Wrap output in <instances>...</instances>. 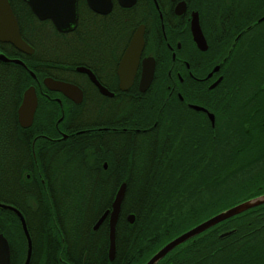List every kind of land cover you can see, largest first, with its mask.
Here are the masks:
<instances>
[{
    "label": "trees",
    "instance_id": "1",
    "mask_svg": "<svg viewBox=\"0 0 264 264\" xmlns=\"http://www.w3.org/2000/svg\"><path fill=\"white\" fill-rule=\"evenodd\" d=\"M9 3L21 37L34 52L24 55L9 44H0V50L7 56L22 59L26 66L0 60V201L22 213L33 249H52L54 256L58 249L62 261L77 262L82 256L85 261L88 257L101 261L104 253L98 249H106L108 228L106 223L96 230L92 226L110 209L115 185L122 181L127 186L115 227V249L122 252L117 251L113 263L143 264L178 234L238 202L264 193V166L252 179L247 156L233 152L216 158L204 157L200 155L203 143L199 141L189 142L182 154L172 155L164 149L153 157L120 153L119 120L125 112L131 118L166 120L162 104L168 97L161 63L156 70L155 97H142L138 106L125 109L118 96L112 100L107 126L115 127L113 131L94 128L60 145L51 142L43 136H52L54 108L45 120H39L44 101L40 97L32 124L21 128L16 111L23 91L30 85L36 86L45 71L57 74L54 69L58 66L57 55L44 52L42 46L57 41L58 32L49 20L37 19L24 0ZM66 38L63 41L70 44V38ZM67 49L65 57L69 59L71 46ZM68 63L72 66L71 61ZM28 70L34 72L36 79ZM238 144L240 152L247 150L245 139ZM260 152L254 151L255 160ZM103 162L107 165L105 170ZM204 194L206 198H202ZM128 213L134 215L133 223L124 219ZM231 229L234 232L229 236L217 237L218 233ZM0 233L9 249H20L23 254L24 237L12 212L0 209ZM167 262L264 264V204L187 240L159 264Z\"/></svg>",
    "mask_w": 264,
    "mask_h": 264
},
{
    "label": "flooded vegetation",
    "instance_id": "2",
    "mask_svg": "<svg viewBox=\"0 0 264 264\" xmlns=\"http://www.w3.org/2000/svg\"><path fill=\"white\" fill-rule=\"evenodd\" d=\"M109 1V11L99 13L86 0H76L73 28L62 32L54 28L58 32V47L60 43L63 48L71 46L73 50L69 59L58 55L56 75L45 71L36 86L33 85L37 101L40 97L57 105L53 110L58 115L52 119V136L43 137L60 145L94 128L106 132L115 130L107 126L112 100L118 96L125 109L138 106L142 97H155L156 70L161 63L168 97L162 104L166 120L131 118L124 111V117L119 120L120 153L138 158L156 156L159 149L160 152L168 150L172 155L182 154L186 153L189 142L199 141L203 143L199 151L204 157L216 158L233 152L247 156V169L254 179L255 173L264 166V0H134L129 6L121 5L119 0ZM178 4H182L179 13L176 12ZM193 18L197 19L203 37L201 48L191 32ZM137 30L141 31L142 47L131 82L122 90L119 62ZM65 38H70V44L63 41ZM0 53L7 56L3 50ZM144 60L153 65V74L150 84L142 91ZM78 66L90 70L100 86L113 95L102 94L85 73L76 70ZM130 71L122 75H130ZM45 77L78 87L81 102L47 89L42 84ZM32 78L36 79L35 74ZM244 139L248 147L240 152L238 141ZM256 149L261 150L257 160L254 159ZM106 167L103 162L102 168ZM121 183L115 185L116 190ZM129 214L124 216L127 222ZM101 223H106L108 228L107 218ZM30 224L34 225L32 221ZM56 228L58 234V223ZM98 250L104 253L101 261L89 257L85 261L82 256L81 261L68 262L58 258V249L55 257L52 249L32 247L28 264H129L112 262L122 249H115L113 258L109 259L108 242L106 249ZM25 253L26 249L23 254L20 249H8V264H22Z\"/></svg>",
    "mask_w": 264,
    "mask_h": 264
},
{
    "label": "water",
    "instance_id": "3",
    "mask_svg": "<svg viewBox=\"0 0 264 264\" xmlns=\"http://www.w3.org/2000/svg\"><path fill=\"white\" fill-rule=\"evenodd\" d=\"M29 6L31 12L39 20H49L57 31H68L71 30L76 21L75 3L76 0H24ZM87 5L95 12L105 13L110 9L109 0H86ZM120 4L123 6H129L133 4L134 0H119ZM182 4L176 6V12L179 13V7ZM191 32L194 40L197 42L198 46L201 48V42H203V37L201 35L197 19L193 18L191 21ZM0 42L9 43L19 52L29 55L33 52V48L22 39L19 27L15 16L12 13L8 0H0ZM205 46V45H204ZM142 47V36L141 31L137 30L130 40V43L123 54L118 67V74L120 79V89L125 90V88L130 84L132 79L133 70L135 64L138 60L139 52ZM0 60L4 62H13L26 67L21 59L18 58H8L3 53H0ZM143 70L141 76L142 91L145 90L150 84L153 65L149 64L146 60L143 61ZM130 71V75L127 74L123 76L122 74ZM78 72L85 73L89 79L98 86L100 92L106 96H112L113 93L106 90L104 87L96 81L93 74L87 68L83 66L76 67ZM31 77H34L32 71L28 70ZM42 84L49 90L57 91L62 93L67 98L72 101L79 103L82 100V93L78 87L68 82L59 81L51 77H45L42 79ZM37 105V97L35 93V88L33 85L28 86L22 93L21 101L17 107V122L21 128H28L32 121L34 112ZM105 166V165H104ZM126 190V183L122 182L115 192L111 206L109 210H105L98 220L93 225V230H96L103 220L107 218L108 222V257L111 260L114 256L115 250V227L118 219L120 207L122 200L124 198ZM264 204V194L257 197L247 199L236 203L208 218L199 222L198 224L190 227L184 232L178 234L163 246H161L154 254H152L144 264H156L163 257H165L170 251L179 245L183 244L187 240L199 235L200 233L206 231L207 229L217 225L218 223L229 219L235 215H238L248 209ZM0 209L12 212L18 219L20 228L25 241V257L22 264H28L31 255L32 243L29 232L26 227V223L22 213L13 205L4 203L0 201ZM134 220V215H128V222L132 223ZM234 230L224 231L219 234V238H224ZM8 242L6 238L0 233V264L9 263L8 254Z\"/></svg>",
    "mask_w": 264,
    "mask_h": 264
},
{
    "label": "rangeland",
    "instance_id": "4",
    "mask_svg": "<svg viewBox=\"0 0 264 264\" xmlns=\"http://www.w3.org/2000/svg\"><path fill=\"white\" fill-rule=\"evenodd\" d=\"M69 41H71V40H69ZM43 47V51L44 52H46V53H52V54H54V56H56L57 55V57H58V55L60 54L61 56L62 55H64L65 56V54L67 55V53H68V49L66 48H63V45L62 44H60L59 43V47H58V40L57 41H54V42H52L51 44H47V45H44V46H42ZM58 49H59V51H58ZM73 50V49H72ZM72 50H70V54H71V51ZM42 52V50H40V53ZM59 55V56H60ZM65 58H68V57H65ZM33 72V71H32ZM34 73V72H33ZM37 90V89H36ZM43 104L42 105H40V109H39V116H38V118H39V120L41 119V120H45L46 119V116L47 115H50V114H52V109L54 108L55 109V107H56V105L54 104V103H48L47 101H43L42 102ZM52 108V109H51ZM50 109V110H49ZM56 116L53 114L52 115V119H54ZM202 198H206V196H205V194L204 195H202Z\"/></svg>",
    "mask_w": 264,
    "mask_h": 264
}]
</instances>
